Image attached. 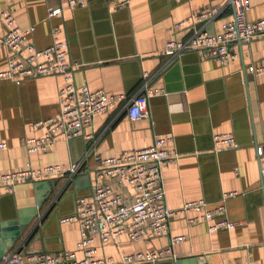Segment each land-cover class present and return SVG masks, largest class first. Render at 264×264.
Returning <instances> with one entry per match:
<instances>
[{"label":"crops","instance_id":"1","mask_svg":"<svg viewBox=\"0 0 264 264\" xmlns=\"http://www.w3.org/2000/svg\"><path fill=\"white\" fill-rule=\"evenodd\" d=\"M60 1L0 0V9L10 8L19 26H33L29 40L37 47L49 45L52 27H60L58 36L66 39L69 58L78 63L72 71L76 85L123 92L128 98L143 92L145 84L163 88V92L148 97L147 116L131 120L125 100H120L95 115L92 126L85 127L84 133H92V137L60 135L47 151L28 152L23 137L42 135L46 125L35 123L60 111L58 90L64 77L0 81V141L7 143L0 151V172L19 170L27 163L42 167L76 161L85 162L81 172H86L87 166L94 165L95 155H120L151 145L157 135H172L166 147L175 149L179 157L163 169L167 204L177 207L199 198L214 204L224 192L236 191L224 201L226 215L236 225L209 231L207 222L189 225L176 215L166 234L150 241L120 235L116 241L98 243L97 255L119 260L123 252L171 245L175 259L133 264H176V260L180 264H264V194L255 148L264 143V73L246 71V82L243 76L247 64H264V35L230 43L238 56L220 64L196 49L167 55L163 48L169 39H186L195 31H218L222 21L233 15L230 0H130L115 9L109 0H90L47 18L48 7ZM205 7H219L220 11L196 27L172 29L175 21ZM262 16L264 0H249L246 18ZM7 56V48L0 46V70L7 67ZM223 132H232L239 146L213 150V136ZM66 177L59 174L21 181L13 191L0 190V222L15 217L18 210L24 211L23 216L32 215V222H40V236L21 252L73 250L81 255L76 246V222H60L52 211L46 214L47 203L37 208L36 215L27 211L35 208L49 184L55 182L52 195L58 193L56 189H61ZM88 190L86 186L75 189L78 194ZM73 202L71 195L64 193L53 209L69 214ZM176 235H184V239L172 243L171 237ZM18 243L7 251H18Z\"/></svg>","mask_w":264,"mask_h":264},{"label":"built area","instance_id":"2","mask_svg":"<svg viewBox=\"0 0 264 264\" xmlns=\"http://www.w3.org/2000/svg\"><path fill=\"white\" fill-rule=\"evenodd\" d=\"M90 0H62L49 6L47 18L58 15L64 8L81 7ZM111 8L128 5L130 0H109ZM233 5L231 18L222 21L219 30L213 33L195 31L186 39H169L163 52L177 55L196 49L207 58L220 64H228L238 56L229 45L234 41L249 42L252 38L264 35V16L248 20L246 12L249 0H230ZM219 7H205L188 17L175 21L172 29L196 27L199 23L214 18ZM0 46L8 50L7 67L0 70V81L9 79L36 78L43 75L62 74L64 84L58 90L60 111L58 115L36 122L46 125L40 136H24L22 143L28 152L47 151L60 136L72 138L77 135L92 137L84 133L92 126L94 117L105 112L117 101L125 100L127 114L131 120L147 116L148 97L163 88L144 85V91L130 98L125 93H111L103 89H91L87 84L76 85L73 69L78 63L69 58L66 39L58 36L60 27H52V42L45 47H37L29 40L33 26L21 27L10 8L0 9ZM252 74L264 73V64H247ZM144 78L147 72L143 74ZM172 135H157L151 145L126 150L120 155L109 157L94 156V165L87 166L90 173V193L76 199L75 212L61 216L60 222H76L79 237L76 242L81 251L78 256L73 250L4 252L0 264H133L156 262L160 259L176 258L171 245L150 249L123 252L119 260L110 255H97L98 243L116 241L120 235L130 240L150 241L166 234L172 217L183 216L187 224L207 222L208 230L218 228L232 229L236 221L226 215L224 201L236 191L224 192L221 199L212 204L205 198L186 200L177 207L167 204L163 181V169L176 162L179 153L167 148ZM232 132L218 133L213 136V150L219 151L238 147ZM7 148L0 141V151ZM260 177L264 188V143L256 145ZM81 162L46 164L33 167L29 163L19 170L0 172V190L13 191L21 181H35L54 175H72ZM83 167V166H82ZM81 167V169H82ZM194 212V213H193ZM184 235L171 237V242L183 240Z\"/></svg>","mask_w":264,"mask_h":264},{"label":"water","instance_id":"3","mask_svg":"<svg viewBox=\"0 0 264 264\" xmlns=\"http://www.w3.org/2000/svg\"><path fill=\"white\" fill-rule=\"evenodd\" d=\"M242 43V41H239ZM178 55V54H177ZM247 70H243V76H244V82H246V72ZM78 162V161H76ZM85 164V162L81 161L80 166L78 169L72 174V175H66V181L63 182L60 188L61 189H56L58 190V193L52 195L53 188L57 186V184H49L50 186L47 188V190L41 195L40 197L37 198L36 200V205L35 208L32 207L29 210H27L30 214H37V208L42 207L45 203L49 204L47 207L46 214L50 213L51 211L53 213H56V218L59 220V217L64 216L63 213L59 211V208L57 207L56 211L53 209L55 206V201L56 199H59L62 194L66 195H71L73 198V208L72 211L69 213L75 212V206H76V201L75 198L79 197L81 195H87L90 193V173L89 171L86 172H81V167ZM84 182V183H83ZM48 182H44L46 184ZM50 183V182H49ZM38 185V184H36ZM72 185V188L69 189V187ZM260 185L261 189L264 194V188L262 187V181L260 179ZM81 186H86L89 187L88 193L85 194H78L77 188ZM57 188V187H56ZM55 192V190H54ZM51 194V195H50ZM50 200V201H49ZM53 209V210H52ZM24 211L18 210L17 214L15 217L4 220L0 222V256L2 253L6 252L10 246H12L15 242H19V248L17 249L18 251H21L24 245L29 244L32 241H35L38 239L40 236V222L38 221H31L32 220V215L29 216H23L22 213ZM65 215H68L65 214ZM40 221H43V218L40 219ZM19 240V241H18ZM41 251L40 249H35V250H26V253H33V252H39ZM176 264H180L179 260H176Z\"/></svg>","mask_w":264,"mask_h":264}]
</instances>
